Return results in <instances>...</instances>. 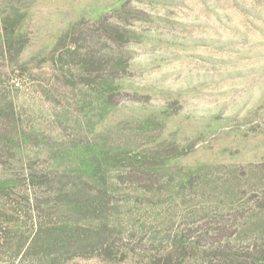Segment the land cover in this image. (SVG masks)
<instances>
[{
	"label": "rangeland",
	"instance_id": "rangeland-1",
	"mask_svg": "<svg viewBox=\"0 0 264 264\" xmlns=\"http://www.w3.org/2000/svg\"><path fill=\"white\" fill-rule=\"evenodd\" d=\"M0 264H264V0H0Z\"/></svg>",
	"mask_w": 264,
	"mask_h": 264
},
{
	"label": "trees",
	"instance_id": "trees-1",
	"mask_svg": "<svg viewBox=\"0 0 264 264\" xmlns=\"http://www.w3.org/2000/svg\"><path fill=\"white\" fill-rule=\"evenodd\" d=\"M124 60H125L124 57H120L119 58L120 63H123V65L125 63ZM92 63L94 64V62H92ZM36 180H39V181L43 182L45 180V178L42 177L41 179H39L38 177H36ZM61 234L62 235L64 234L63 231H60V232L59 231H50V236H49L50 237V240H51L50 246H53V247H61V243H63V241L61 239V237H62ZM101 250H104L106 252L109 251V249H106L105 250L103 246H101Z\"/></svg>",
	"mask_w": 264,
	"mask_h": 264
},
{
	"label": "built area",
	"instance_id": "built-area-1",
	"mask_svg": "<svg viewBox=\"0 0 264 264\" xmlns=\"http://www.w3.org/2000/svg\"><path fill=\"white\" fill-rule=\"evenodd\" d=\"M15 86L18 87V86H19V83L16 82V83H15Z\"/></svg>",
	"mask_w": 264,
	"mask_h": 264
}]
</instances>
